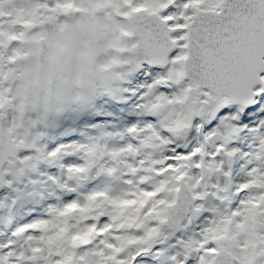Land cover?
<instances>
[{
  "label": "snow or ice",
  "instance_id": "6c2138e0",
  "mask_svg": "<svg viewBox=\"0 0 264 264\" xmlns=\"http://www.w3.org/2000/svg\"><path fill=\"white\" fill-rule=\"evenodd\" d=\"M0 264H264V0H0Z\"/></svg>",
  "mask_w": 264,
  "mask_h": 264
}]
</instances>
